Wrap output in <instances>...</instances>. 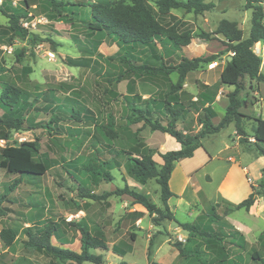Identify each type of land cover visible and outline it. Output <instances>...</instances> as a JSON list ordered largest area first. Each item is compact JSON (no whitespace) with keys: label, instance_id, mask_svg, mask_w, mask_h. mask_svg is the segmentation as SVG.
Wrapping results in <instances>:
<instances>
[{"label":"rangeland","instance_id":"obj_1","mask_svg":"<svg viewBox=\"0 0 264 264\" xmlns=\"http://www.w3.org/2000/svg\"><path fill=\"white\" fill-rule=\"evenodd\" d=\"M8 1L13 7L29 13L28 18L22 23L28 25L26 29L30 33L41 38L36 45H32L28 38L22 37H16L11 45L8 42L0 43V69H2L0 93L3 84L11 82L29 96V101L23 111L26 117L24 130L13 132L9 145L36 141L39 145V153L34 155V161L46 162L50 165V169L44 176H22V184L9 195L8 201L4 203L3 206L7 211L5 216L0 215V231L8 228L14 229L17 232V238L9 247L0 240V264H61L25 245L28 239L25 229L31 226L33 229L41 228L49 221L59 223L58 237L52 238V243L56 246L62 243L64 248L77 252L80 251V233L64 227L63 221L76 223L81 221L87 225L92 235L103 238L109 244L110 249L120 241L132 244V252L122 256L123 259L113 254L111 250H92V253L103 256V264H148L149 261L171 264L178 255L172 244L176 241L186 243L188 239V233L175 222L164 221L161 226L153 225L148 213L141 206L134 204L133 200L127 196L110 195L106 200L96 202L79 197L80 187L97 195H103L112 193L116 188H123L127 184L132 189L149 195L150 199L163 209L160 200V186L156 181L150 180L142 185L129 178L124 168L126 159L117 156L116 151L128 150L141 140L145 144L143 152L153 151L154 160L162 164L160 154L176 150L174 147L178 143L171 136L161 132H152L149 128H142V124L134 126L125 124L129 113L127 103L138 102V97L148 99L152 96L157 99V93L166 88L165 81L158 79L155 84H150L139 79L133 80V77H130L120 83L107 82L105 79L107 76H116L125 71L126 64L122 62L123 52L116 44L109 46L103 43L97 51L94 50L93 41H104V33L96 34L93 39H90L80 24L53 22L40 14L38 10H34L38 6L37 0H27L28 6L25 5V0ZM122 1L131 3L132 0ZM155 1L149 0L153 6ZM204 1L213 3L214 8L200 15L188 13L184 9L173 10L171 15L162 19L163 23L171 24L175 21L173 17H176L175 19L183 22L185 28L194 32L191 45L178 52L173 58L174 62H178L182 56L193 59L221 54L215 60L218 63L217 66H214L215 62L204 64L187 76L183 92L179 94L180 101L185 107L193 101L195 94L197 96L204 90L205 82H208L213 89L211 92L224 88L223 94L228 95L234 90V87L220 85L219 72L225 67L228 57L233 53L224 50L222 38L212 36L219 23L224 19L237 22L238 27L243 31L244 38L249 36L251 30L253 11L252 9L246 10V0ZM260 5L264 13V0H260ZM8 22V16L0 13V26L6 27ZM202 32L210 34L212 40L202 41L199 38ZM253 50L262 59L261 71L264 73V53H260L257 44ZM75 59L88 62V65L85 67L72 66L69 61ZM155 62L148 49L140 46L133 64L153 65ZM170 79L175 83L177 74H172ZM130 80L135 82V91L132 94L128 86ZM242 84L245 90L241 92L240 97H244L257 106L255 107L256 113H261L262 97L264 112V84L260 85V90L257 91L259 94L249 88L247 79L243 80ZM30 102L33 106L27 109ZM227 106L228 99L221 100L217 105L216 124L223 118ZM73 108L81 112L83 121L86 123L73 121L71 118ZM252 108L251 106L245 109ZM2 113L0 110V114ZM110 114L116 119L117 138L114 140H108L104 135L96 132V128L94 130V121L98 124H106L107 116ZM52 116L61 117L63 121L55 124L57 131L50 135L41 126L47 124ZM248 116L256 117L255 114ZM84 117L94 118V121L85 120ZM195 117L193 113H190L178 123L177 128L193 131ZM163 120L166 119L163 118ZM252 125V120L244 122L245 131L250 138H252ZM140 128H142L141 131L136 135V131ZM234 131V125H230L221 133L204 139L203 143L207 151L211 155H217L225 145L231 144V139L234 137L230 135ZM3 134L4 131L0 129V163L3 159L2 150L6 146V142L2 140ZM234 136L237 137L236 134ZM227 154L229 153L225 152L223 156ZM206 157L205 149L201 148L194 158L186 159L182 162V166H178L170 184L175 194L184 188V178L182 174H179L180 170L183 168L187 172L193 171L200 167ZM87 158H92L94 162L111 159L113 163H118V167L111 171L114 180L110 183L102 181L98 186H94L83 170V162ZM258 165L250 174L251 181L255 183V191L259 193L257 211L250 215L245 209H240L226 216L224 212L229 204L222 202L217 208V213L224 220L241 226L250 239L245 249L229 248L231 256L242 255L245 258L244 264H264V187H260L261 178L256 169ZM222 173L215 185H210L202 174H197L194 179L196 188L204 193L207 191L214 194ZM18 177L0 167V196ZM231 181L232 185L237 186V190L241 192L244 187L243 175L237 174ZM169 206L180 222L192 223L200 216L199 219L207 223L212 204L201 201L198 193L196 194L189 187L185 188L183 197L172 198ZM133 211H141L142 214H134L133 218L128 217L127 215ZM212 226L218 229L221 225ZM221 227L226 232H230L229 228ZM247 230L252 232L251 235ZM132 233L136 235L134 242L130 240ZM151 241V256L149 257L148 249ZM202 250L204 257L214 256L205 247ZM253 253L259 256V260L252 259Z\"/></svg>","mask_w":264,"mask_h":264},{"label":"trees","instance_id":"obj_2","mask_svg":"<svg viewBox=\"0 0 264 264\" xmlns=\"http://www.w3.org/2000/svg\"><path fill=\"white\" fill-rule=\"evenodd\" d=\"M38 12L53 22H66L74 25L76 23L84 29L86 36L93 39L96 34L104 33L105 40H94V50L104 43L118 45L123 52L122 62L126 64L125 71L116 76H107V82L114 84L120 83L133 77V80L155 84L156 80L165 81V89L157 93V99L150 96L148 99L137 98L138 102L127 103L129 113L127 114L125 124L134 126L142 124V128H149L152 132H161L174 138L181 145L179 150L168 151L160 154L163 161L158 164L154 160V152L148 150L143 152L145 144L137 141L130 149H120L116 151L117 156L124 157L125 174L134 181L145 185L150 180H155L160 186V200L163 209L159 208L147 194L140 193L125 184L123 188H116L112 193L97 195L90 190L80 187L79 197L93 201L106 200L110 195L128 196L134 204L141 205L147 211L152 219L153 225L161 226L164 221L175 222L183 231L188 233L186 243L176 241L172 246L177 250L176 260L171 264H244L245 258L242 255L231 256L229 248L245 249L248 245L244 235L224 220L217 213V208L221 203H216L211 207V213L208 215V222H202L200 216L194 222H180L169 206V201L177 197L170 188V179L175 169L176 163L182 159H189L199 148L203 147V139L209 135L220 133L229 125L234 124L236 134L240 143L247 149L254 151L258 156L264 157V119L261 117L251 118L240 112L242 108H249L254 104L240 97L245 87L242 81H249V88L255 92L259 90L261 84H264V73L261 71L262 59L253 48L261 43L264 47V13L260 5V0H246V10L252 9L251 30L249 36L244 38L243 31L238 27L237 22L222 20L217 26L212 36L222 38L226 52L233 53L232 60L227 61L220 75V85L234 87L227 97L229 104L225 114L220 122L214 124L217 117L215 109L212 107L216 100L218 90L209 85H203L196 100L190 102L185 107L179 94L183 92L187 76L202 65L215 62L221 54L208 55L189 59L180 57L178 62H174V56L183 47L189 46L194 38L193 30L185 28L183 22L174 18L173 23H163L162 19L171 15L172 10L184 9L188 13L195 15L203 14L214 8L213 3H206L204 0H156L154 6L149 0H132L126 3L122 0H37ZM28 6L27 0L24 1ZM37 12V11H36ZM0 13L7 15L9 22L6 27L0 26V43H13L16 37L28 38L32 45H36L41 38L22 26V21L28 18L26 13L12 6L8 0H3L0 5ZM199 38L202 41H210L212 37L207 33H200ZM140 46L145 47L155 59V64L144 63L135 65L133 61L138 53ZM224 54V53H222ZM72 66L85 67L88 62L80 59L70 60ZM157 63V65H156ZM2 69H0L1 73ZM177 74V81L172 82L170 76ZM129 81V91L134 93L135 82ZM29 101V96L25 95L11 82L3 84L0 93V129L4 131L2 140L6 142L2 150V161L0 167L6 169L9 173L18 175L7 188L5 193L0 196V215H6V208L3 206L8 201V197L19 185L22 184V176H44L50 169L46 162L34 161V155L39 153V145L36 141L24 142L20 145H9L13 132L24 130L26 117L23 114L25 105ZM162 105H160V103ZM33 103L30 102L28 108ZM163 108V110H162ZM190 113L196 114V122L202 127L198 133H185L177 128L178 123L184 120ZM164 115V117H162ZM71 118L77 123H82L81 112L72 109ZM85 118V117H84ZM165 118L166 120H163ZM85 120L94 121V118H85ZM246 120H252V140L247 135L244 127ZM63 121L61 117L52 116L50 121L42 125L50 135L55 133L57 128L55 124ZM86 123V122H84ZM116 119L113 115L107 116L106 124H98L94 121V130L104 135L108 140L117 138L115 131ZM136 131L139 134L141 129ZM118 167V163L108 161H93L87 158L83 162V170L94 186H98L104 181L110 183L114 180L111 171ZM262 179L260 187H264V168L261 170ZM210 182V177L206 178ZM252 193L238 204H229L224 214L227 216L237 210L245 209L247 212L256 203L259 193L252 187ZM201 201H206V196L202 190L198 192ZM134 214H142L135 212ZM221 225L230 229L226 232L219 226L214 229L212 225ZM59 223L49 221L44 227H28L25 229L27 248L53 259L61 264H103L102 255L92 253V250L112 251L118 256H125L132 252V244L120 241L110 249L109 244L103 238L91 234L87 225L80 222L63 221V226L67 229L80 233V252L64 248L61 245L56 246L52 243V238L58 237ZM17 238V232L8 228L0 231V240L5 246H11ZM131 242L136 240V235H130ZM230 245V247H227ZM152 241L148 249V256H151ZM203 247L208 249L214 256L204 257ZM253 260H259L256 253L252 255ZM148 264H161L156 261H149Z\"/></svg>","mask_w":264,"mask_h":264},{"label":"crops","instance_id":"obj_3","mask_svg":"<svg viewBox=\"0 0 264 264\" xmlns=\"http://www.w3.org/2000/svg\"><path fill=\"white\" fill-rule=\"evenodd\" d=\"M171 13H173V12H171ZM104 43H106V42H104ZM257 45H258V49H259L260 53H264L263 45L261 43H258ZM189 46H186V47H189ZM186 47H183V48H186ZM180 51H178V52H180ZM178 52H177V54H178ZM184 57H187V56H184ZM230 57L231 56L228 57V60ZM187 58H189V57H187ZM189 59H191V58H189ZM223 68L219 72V77L223 71ZM204 85H209V83L205 82ZM259 90H260V88H259ZM223 91H224V88L219 89L218 94L216 96V100H215L214 104H212V107L215 109V111H216L217 105L219 104V102H221V100L228 99L227 95L223 94ZM255 92H256V94H259V92H257V91H255ZM197 96L195 94V97L193 98V100H196ZM228 104H229V101H228ZM252 107H253L252 109L242 108V109H240V112L245 114V115L255 114L256 115L255 118L261 117L262 119H264L262 97H261V101H260L261 113L255 112V107H257V106L253 105ZM216 113H217V111H216ZM194 115L197 117L196 114H194ZM196 117H195V125L192 126V129H194V130L196 129V131L193 130V131L189 132L188 130H183L185 133L195 134V133H198L199 131H201L202 127L196 122ZM215 119H214V124H216ZM231 125H234V124H231ZM234 129H235V127H234ZM234 134H236V130L233 132V134L230 135V136L234 137L231 139V144L225 145L224 149L220 150L217 155H211L207 151V149L203 143L202 148L205 149L207 157L205 158V160L202 161L200 167L193 170V171H189V172H187L183 168L180 170L179 174H182V176L184 178V188L181 192H178V194L174 193L178 198L183 197L185 188L191 187L196 194L200 191L196 188V185L194 183V179H195V176L197 174H202L205 177V180L207 177H210L211 181L210 182L207 181V182L210 185H215L217 183V179L220 176L221 172H223V173H222L221 180L219 181V184L217 186L216 192L214 194H210L207 191L204 193L206 196V202H208L212 205H215L216 203H222V202H226L227 204H238L243 199H245L246 197H248L252 193V190H253L252 187H254V189H255V183H253L251 181L250 174H251V171L256 167V165L259 164L256 169L259 173V178L262 179L261 170L264 168V157H260L256 153H254V151L247 149L244 145H242L240 143L238 135L236 134L237 135V137H236V136H234ZM214 135H217V134H214ZM209 136H213V135H209ZM209 136H207V137H209ZM206 138H204V139H206ZM204 139H203V141H204ZM251 140H252V138H251ZM180 148H181V145L179 143L174 147V149H176V150H179ZM200 149L201 148H199L198 150L195 151L194 156L196 155V153ZM225 152L226 153L228 152L229 154H227L226 156H223ZM194 156L192 158H194ZM192 158H189V159H192ZM184 160H186V159H182L176 163L175 169H174L172 176H171V179H170V184H171L173 175L176 173V171L178 169V166H182V162ZM162 163H163V161H162ZM237 174H242L243 178H244V183H243L244 187H242L241 192L237 190V186L232 185V183H231L232 182L231 179L234 176H236ZM136 205H138V204H136ZM139 206H141V205H139ZM141 208H143V207L141 206ZM143 209L145 210V208H143ZM257 209H258V200L254 204V206H252L250 208V211H248V214L251 215L252 213H255L257 211ZM135 212H138V211H133L132 213L128 214L127 216L128 217L130 216L131 218H133ZM142 212H144V211H142ZM145 212H147V211L145 210ZM229 219L230 218H228V220ZM230 223L232 225H234L235 228L238 229L244 235L246 241L249 243L250 239L248 238L247 234L242 230L241 226L236 225L232 222H230ZM247 231L249 232V235H251L252 232L250 230H247ZM118 257L120 259H123L122 256H118ZM176 258L174 259V261L176 260ZM161 264H163V263H161Z\"/></svg>","mask_w":264,"mask_h":264},{"label":"built area","instance_id":"obj_4","mask_svg":"<svg viewBox=\"0 0 264 264\" xmlns=\"http://www.w3.org/2000/svg\"><path fill=\"white\" fill-rule=\"evenodd\" d=\"M2 2H3V0H0V5L2 4ZM22 26L25 27V28H28V25L25 24V23H22ZM217 65H218V63L215 62V63H214V66H217Z\"/></svg>","mask_w":264,"mask_h":264},{"label":"water","instance_id":"obj_5","mask_svg":"<svg viewBox=\"0 0 264 264\" xmlns=\"http://www.w3.org/2000/svg\"><path fill=\"white\" fill-rule=\"evenodd\" d=\"M231 60H232V57L229 58V61H231Z\"/></svg>","mask_w":264,"mask_h":264}]
</instances>
